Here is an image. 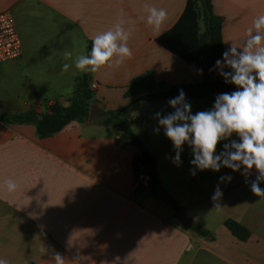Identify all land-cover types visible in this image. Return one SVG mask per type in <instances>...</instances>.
<instances>
[{
  "label": "crops",
  "instance_id": "crops-1",
  "mask_svg": "<svg viewBox=\"0 0 264 264\" xmlns=\"http://www.w3.org/2000/svg\"><path fill=\"white\" fill-rule=\"evenodd\" d=\"M187 2L0 0V13L13 15L23 46L19 60L0 67V78L12 83L0 92V116L31 110L45 114L56 102L69 106L76 79L85 72L74 66L62 71V64L87 55L92 39L117 23L130 32L132 52L130 58L91 73L94 100L87 123H72L43 140L34 126L0 124V258L8 264H55V253L65 264H264V197L255 196L250 187L255 169L247 180L228 168L197 170L193 176L188 145L181 153L182 164L176 166L172 142L162 128L154 131L155 114L173 111L169 99L140 103L120 115H129L133 132L155 160L164 190L189 219L213 233L212 241L185 228L159 193L149 187L136 192L137 150L117 144L116 128L93 123L95 112L128 109L135 100L125 98L128 87L143 74L170 86L201 82L197 68L156 42L177 25ZM147 7L166 10L159 29L147 24ZM213 8L224 20L226 50L231 43L243 46L254 19L264 14V0H214ZM65 49L72 52L69 60L63 59ZM28 54L37 55L35 67L26 66ZM22 65L33 75L19 89ZM217 74L224 80L218 69ZM186 99L193 114L214 104L211 99ZM222 150L218 145L217 151ZM226 174L231 182L220 183ZM9 179L17 184L15 192L6 188ZM218 183L223 196L216 207L211 197ZM260 187L264 189V183ZM229 219L251 232L247 242L227 230L224 223Z\"/></svg>",
  "mask_w": 264,
  "mask_h": 264
},
{
  "label": "clouds",
  "instance_id": "clouds-1",
  "mask_svg": "<svg viewBox=\"0 0 264 264\" xmlns=\"http://www.w3.org/2000/svg\"><path fill=\"white\" fill-rule=\"evenodd\" d=\"M146 11L147 24L155 29H159L167 19L163 8L147 7ZM129 36L130 32L117 23L113 29L92 39L91 51L87 55L77 57L71 65L63 63L62 71L74 66L81 72L95 73L101 67L130 58ZM71 58L72 52L65 49L63 59ZM215 67L225 83L235 85L236 90L218 94L210 110L193 114L181 89L178 96L167 101L172 112L155 114L158 127L154 131L159 133L162 128L172 142L175 151L172 162L176 166L182 164L184 146L191 148L193 176L197 170L220 172L221 168H228L241 172L247 180L251 170L255 169L257 175L251 182V191L257 197H264V189L260 187L264 183V14L254 19L243 46L231 43L222 53V59L216 60ZM198 71L203 73L202 69ZM234 134L237 139H233ZM224 141L227 142L222 143ZM218 145L222 151H217ZM231 180L227 174L219 178L220 183ZM5 183L10 193L17 190L13 180ZM222 196L218 183L211 197L216 207ZM53 259L55 264H65L60 253H55ZM0 264L8 262L0 258Z\"/></svg>",
  "mask_w": 264,
  "mask_h": 264
},
{
  "label": "trees",
  "instance_id": "trees-1",
  "mask_svg": "<svg viewBox=\"0 0 264 264\" xmlns=\"http://www.w3.org/2000/svg\"><path fill=\"white\" fill-rule=\"evenodd\" d=\"M214 0H188L186 9L177 25L169 32L159 37L156 42L161 47L179 57L189 65L203 70L202 80L199 83L187 85H165L158 83L153 74H143L130 83L125 98H135L128 109L123 111L95 112L93 123L105 128L114 127L119 131L117 144L127 143L137 150L133 160V170L136 176L155 164V160L148 151L146 144L133 132L130 126L129 115L126 113L138 104L152 103L171 99L179 95L182 89L186 98L212 100L220 93H231L236 86L225 83L217 74L215 62L222 59L225 51L223 41L222 17L214 12ZM89 45L88 53L91 51ZM91 73H85L76 79L75 97L67 107L59 103L49 106L48 112L40 114L35 110L23 114H3L0 124L8 126L31 125L36 129L37 138L40 140L53 137L62 132L72 123H87L91 117V103L94 100ZM149 189L161 195L178 213V217L185 228L193 231L203 238L215 240L212 232L200 227L181 211L177 202L164 190L158 174L150 175ZM227 230L239 241L247 242L251 232L234 220H226Z\"/></svg>",
  "mask_w": 264,
  "mask_h": 264
},
{
  "label": "built area",
  "instance_id": "built-area-1",
  "mask_svg": "<svg viewBox=\"0 0 264 264\" xmlns=\"http://www.w3.org/2000/svg\"><path fill=\"white\" fill-rule=\"evenodd\" d=\"M23 55L22 41L15 19L10 12L0 13V66L15 62ZM151 182L150 174L142 172L136 176L135 191L140 192Z\"/></svg>",
  "mask_w": 264,
  "mask_h": 264
},
{
  "label": "rangeland",
  "instance_id": "rangeland-1",
  "mask_svg": "<svg viewBox=\"0 0 264 264\" xmlns=\"http://www.w3.org/2000/svg\"><path fill=\"white\" fill-rule=\"evenodd\" d=\"M36 59H37V55L36 54H28L27 55V65L26 66L35 67ZM7 66H12V65H11V63H6V64L1 65L0 67H4L5 68ZM26 66L22 65V67L19 68V71H18L19 77H18V80L16 81V85L18 86L19 89H21V87H23L22 84L27 83L28 80L26 78H30L33 75V72ZM33 80H34V78H33ZM10 87H12V83L6 82L4 80V78H0V92L3 91V90H6L7 88H10ZM205 101H208V100H205ZM143 104H145V103H143ZM143 107H144V109L148 108L147 105H144Z\"/></svg>",
  "mask_w": 264,
  "mask_h": 264
},
{
  "label": "water",
  "instance_id": "water-1",
  "mask_svg": "<svg viewBox=\"0 0 264 264\" xmlns=\"http://www.w3.org/2000/svg\"><path fill=\"white\" fill-rule=\"evenodd\" d=\"M146 172L150 175H155L156 174V164H153L152 166H150Z\"/></svg>",
  "mask_w": 264,
  "mask_h": 264
}]
</instances>
